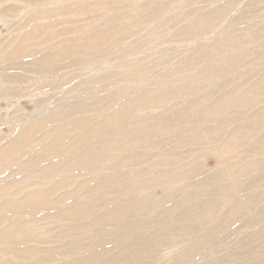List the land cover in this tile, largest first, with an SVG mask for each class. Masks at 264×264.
<instances>
[{"label": "rangeland", "instance_id": "1", "mask_svg": "<svg viewBox=\"0 0 264 264\" xmlns=\"http://www.w3.org/2000/svg\"><path fill=\"white\" fill-rule=\"evenodd\" d=\"M98 28L109 36L101 47H69ZM263 45L264 0H0V150L35 127L0 165V198L56 182L49 201L70 192L60 206L83 210L73 220L55 207L14 211L5 224L34 241L19 257L0 251V262L264 264ZM51 54L56 68L40 72ZM187 77L193 95L177 85ZM162 82L173 87L141 97ZM123 104L128 124L95 137L74 167L59 146L74 149ZM148 132L158 146L130 143Z\"/></svg>", "mask_w": 264, "mask_h": 264}, {"label": "bare ground", "instance_id": "2", "mask_svg": "<svg viewBox=\"0 0 264 264\" xmlns=\"http://www.w3.org/2000/svg\"><path fill=\"white\" fill-rule=\"evenodd\" d=\"M66 9L67 8H58L57 10L59 12H65ZM54 10L55 9L48 10L49 14L50 15L56 14V12L53 13ZM43 14L44 13L41 12L39 14V16L44 17L45 15H43ZM45 14H48V13L45 12ZM198 24L199 23L197 22L195 25H192L190 27H192V29H194V27L200 26ZM39 30H40V26L38 24L34 25L32 27V30H30L29 33H27V36L21 42H23V43L25 41L29 42V39L36 38V36H38V34L40 32ZM108 40H109V36H107L104 33V31H101L100 28H98V31H96L92 37L85 38V39L81 40L80 42H79V40H76L74 43L70 44L69 47L71 49H74V50H80L82 53L85 54V53L89 52L92 47L93 48H99L102 46V44L104 42H108ZM263 47H264V45H263ZM53 49H55V48L51 47L46 52L52 53L53 51H59L58 49H56V50H53ZM21 53L22 52L20 50H17L16 52H14L12 54V57L13 58H15L16 56L19 57ZM56 56H57L56 54H51V55H46L43 58H40L37 69L40 72H47V71H50V70H53L54 68H56V59H55ZM245 57L246 56H242L241 58H238L237 62H242L243 59H245ZM189 80H191L190 77L183 78L178 82L177 85H178V87H181V89L183 91L193 95L195 93V91H197L196 87L195 86L194 87L191 86L188 88H186L187 86L185 87V85H187L186 83L187 82L189 83ZM162 85H163V87L152 90L150 93L148 92V94L143 95L141 97L145 98L147 95L151 96V95L163 94V92H165L167 90H171L170 85H172V87H173V84L164 83V82H162ZM166 85H169V86H166ZM241 88H243L242 85H241ZM238 90H235L236 94L238 93L237 92ZM233 94L234 93H232L231 95H233ZM228 98H229L228 95H225V97H223L221 100L226 101ZM205 100H204V102H205ZM215 101L219 102V99H216ZM236 101L238 102V100H236ZM218 102L216 104L220 105V103H218ZM192 103H193L192 107H196L197 104L201 105V103H199L196 100ZM238 103H240V102H238ZM238 106L239 105H235V107H238ZM216 107H222V106L220 105V106H216ZM130 111H131V106L129 104L121 105L120 107H118V109H116L115 111H113L109 115V117L106 119L105 122H103L102 124H98L95 127H90L87 130L85 136H82L80 138V141H78L76 144H73L74 149L63 144V145L59 146V151L68 157L73 156L75 158V165H73L70 162L69 163L72 164L74 167L79 166V165L81 167V165H83L87 162V155L86 154H87V151L91 149V148L88 149L89 143L92 142V140L95 137L96 138L104 137V139L106 140V134L109 131H119V130H121L122 127H125L128 124V114ZM181 119L184 120V118H181ZM76 122H78V123L74 124V127L71 128V130H77V128L84 126V123L82 120L76 121ZM29 126L30 127L23 128V131L21 134H20V131H17L16 135H15L16 137L13 140V144H10L9 146L4 147V148H2V150H0V165L2 163H4L6 160H9L12 156H14L20 150V145L23 144V142L25 141V138L22 137V134L24 132H27L28 130H29V133L31 134L33 132V130L35 129L34 124L29 125ZM82 129H84V128H82ZM100 132L101 133L103 132L104 135H102ZM43 141H44L43 143H45V145H49L50 141H52V138L47 137ZM129 141L132 145H135V146L151 145L153 147V145L154 146L159 145L158 143H156V139L154 138V135L152 134V132H148L142 137H136L134 139H129ZM162 153L165 154L166 152L162 151ZM80 167H77L74 170L67 169V171L73 172V171L79 169ZM42 177L45 180L49 179V181L53 184L51 174H50V176L48 174V175L42 176ZM107 186H108V184H106V186H103V187H107ZM56 188H58V187L56 186V182H54L52 188H42V192L40 194L33 193V194H29V195L25 196L24 198H22L23 196L14 195V194H18V193H9V196L7 198L2 199V200L0 198V245L3 244V247L0 249V251L2 253H11L13 256L19 257L20 254L15 249H20L21 246H23V248H24L27 244H30L32 241H34V235L31 232H29L28 229H24V226H22V225L14 226L12 224V222L9 224H5L9 215L14 213V211H16V210L20 211L23 207H33L35 209H38L41 207H55V208L60 209L57 211L58 212L57 215L68 216V217H61L62 219L73 220V219H77V217L82 218V216H83L82 211L83 210L81 211V207H80L82 205L78 206L79 205L78 204L73 209H70L69 206L65 207V208H62L60 206V204L64 202V197H67V196L71 197L72 193L66 192L67 194H64L61 198H59V199L56 198V199H52L51 201H49L48 197L50 195H52L51 192L52 191L54 192ZM3 191H5V189L0 186V194ZM245 200H241V201H245ZM253 201L255 203V200H253ZM254 203H252V200L249 199V200L243 202L242 205L240 204L238 207L242 208V209L249 208V207H252L254 205ZM45 209L53 210V208H45ZM126 210L127 209H123V212H125ZM65 235H67V234H65ZM13 244H15L14 247L17 246V248H14ZM38 252H41V251H38ZM30 253H36V249H34V248L31 249ZM136 254H139V252L137 251ZM127 258H128V256L124 260H127ZM123 261L121 262L122 264H123ZM0 264H10V263H7V262L1 263L0 262Z\"/></svg>", "mask_w": 264, "mask_h": 264}]
</instances>
